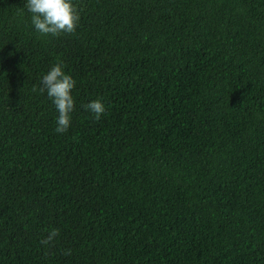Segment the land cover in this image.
Listing matches in <instances>:
<instances>
[{
    "label": "trees",
    "instance_id": "trees-1",
    "mask_svg": "<svg viewBox=\"0 0 264 264\" xmlns=\"http://www.w3.org/2000/svg\"><path fill=\"white\" fill-rule=\"evenodd\" d=\"M25 3L0 0V264H264V0H73L58 38Z\"/></svg>",
    "mask_w": 264,
    "mask_h": 264
},
{
    "label": "clouds",
    "instance_id": "clouds-1",
    "mask_svg": "<svg viewBox=\"0 0 264 264\" xmlns=\"http://www.w3.org/2000/svg\"><path fill=\"white\" fill-rule=\"evenodd\" d=\"M24 8L30 14L31 24L40 37H60L63 35L75 34L81 18V8L73 3V0H26ZM64 65L57 62L50 67L40 80L39 92L47 93L48 98L53 102L58 117L55 131L64 134L71 124V113L74 111V98L72 91L76 81L63 71ZM33 92L37 91L34 86ZM82 107L94 114V118L99 120L106 109L101 100L97 99ZM60 235L59 229H52L46 238L42 239V245H51L55 238ZM71 255L69 249L64 253Z\"/></svg>",
    "mask_w": 264,
    "mask_h": 264
}]
</instances>
